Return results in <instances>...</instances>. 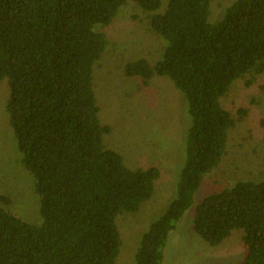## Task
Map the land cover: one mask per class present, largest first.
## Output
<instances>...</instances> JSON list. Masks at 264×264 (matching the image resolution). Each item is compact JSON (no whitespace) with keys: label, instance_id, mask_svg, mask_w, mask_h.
I'll use <instances>...</instances> for the list:
<instances>
[{"label":"trees","instance_id":"trees-1","mask_svg":"<svg viewBox=\"0 0 264 264\" xmlns=\"http://www.w3.org/2000/svg\"><path fill=\"white\" fill-rule=\"evenodd\" d=\"M128 0H0V80L22 164L34 177L42 222L23 220L0 193V264H114L121 237L116 217L138 212L154 192L156 166L131 169L103 144L93 65L109 41L108 25ZM149 15L164 43L154 63L140 57L124 72L147 85L168 77L181 91L190 126L175 195L138 239L134 264H162L163 247L194 201L204 175L226 148L236 117L220 104L231 83L264 71V0H234L218 21L211 0H131ZM158 10V12H157ZM161 56V57H160ZM250 76L249 78H247ZM193 226L210 245L242 229L238 264H264V179L240 180L196 206Z\"/></svg>","mask_w":264,"mask_h":264},{"label":"rangeland","instance_id":"rangeland-1","mask_svg":"<svg viewBox=\"0 0 264 264\" xmlns=\"http://www.w3.org/2000/svg\"><path fill=\"white\" fill-rule=\"evenodd\" d=\"M166 1L162 0L159 11L165 9ZM233 1L211 0L210 20L218 21ZM148 19L147 12L128 0L107 26L95 27L105 32L109 41L92 69L98 116L102 124L111 126V131L103 134V144L119 152L131 169L156 166L160 170L154 192L140 203V210H124L116 217L121 246L114 264H134L138 239L175 195L190 126L183 95L168 77L154 75L144 85L139 77L124 72L130 60L144 57L154 63L160 55L164 43ZM246 80L235 79L220 97V104L234 117L241 106L247 113L228 129L218 164L204 175L193 203L169 232L162 264H238L246 255L242 229H233L221 243L210 245L193 226L196 206L209 194L240 180L264 179V71L250 84ZM8 98V78L4 77L0 80V193L10 200L2 206L23 220L40 224V197L33 175L22 164L7 112Z\"/></svg>","mask_w":264,"mask_h":264}]
</instances>
